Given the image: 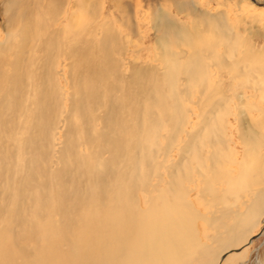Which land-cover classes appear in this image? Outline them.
I'll list each match as a JSON object with an SVG mask.
<instances>
[{"label":"bare ground","instance_id":"bare-ground-1","mask_svg":"<svg viewBox=\"0 0 264 264\" xmlns=\"http://www.w3.org/2000/svg\"><path fill=\"white\" fill-rule=\"evenodd\" d=\"M173 5L197 22L154 9L146 63L92 0L4 3L0 264L243 261L264 225V47L242 32L264 9Z\"/></svg>","mask_w":264,"mask_h":264},{"label":"rangeland","instance_id":"rangeland-1","mask_svg":"<svg viewBox=\"0 0 264 264\" xmlns=\"http://www.w3.org/2000/svg\"><path fill=\"white\" fill-rule=\"evenodd\" d=\"M6 1L7 0H0V24L2 23L3 5ZM139 1V6H136V0H92L94 4V12L96 14V18L106 15L107 20L109 22H113L116 29L120 31V34L121 36H123L124 39L126 56L130 59L134 56H138L140 61L150 63L156 55V45L153 44L155 41L154 38L156 34L155 31L152 29V24L150 21V17L154 9L159 6L163 7V10L168 12L175 21H182L183 23H186L185 25H187L188 27H192L191 25L194 23V20L196 21L197 19L194 18L195 16L191 15L190 13L183 14L176 11L177 9L173 5L174 0ZM183 1H187L194 4L196 8L200 11L207 10L213 14L218 11L223 13L224 11L230 16L229 18L234 19L235 16L233 14L234 12H237L239 9H241L243 0ZM248 3H251L254 7H261L264 9V0H247V4ZM126 5L129 6V10L123 8L126 7ZM121 8H123L124 10ZM98 12L99 14H97ZM142 18L143 20H145L142 22H136V19L137 21H139ZM240 28H242V26L238 25L237 29ZM247 28H249V24H247ZM200 29H203V27L201 26ZM250 32H242V34L249 40V42L251 41L254 43L253 45L255 49L261 50L264 47V29L261 32H258L256 31V28H253ZM142 38L144 39L143 43L144 46L147 48L146 50L142 49ZM198 209L201 212L205 211V209L201 206H198ZM263 227L264 225L258 229L256 228L253 231L254 233H252V242L245 248L246 255L243 261H236L232 264H264V230H262ZM196 228L199 240L203 243H208L202 235V223L197 222ZM221 264L224 263L222 262Z\"/></svg>","mask_w":264,"mask_h":264}]
</instances>
